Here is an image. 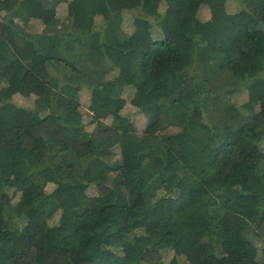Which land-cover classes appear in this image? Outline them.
<instances>
[{
  "label": "trees",
  "instance_id": "1",
  "mask_svg": "<svg viewBox=\"0 0 264 264\" xmlns=\"http://www.w3.org/2000/svg\"><path fill=\"white\" fill-rule=\"evenodd\" d=\"M210 1L0 0V264H264V0Z\"/></svg>",
  "mask_w": 264,
  "mask_h": 264
},
{
  "label": "rangeland",
  "instance_id": "2",
  "mask_svg": "<svg viewBox=\"0 0 264 264\" xmlns=\"http://www.w3.org/2000/svg\"><path fill=\"white\" fill-rule=\"evenodd\" d=\"M243 2L242 0H211L209 4H206L204 6L201 7L200 12L198 11V20L199 22H205L207 20L208 23L211 24L210 22V14L214 9H225V8H230L231 10L236 9L238 6H242ZM12 8V7H10ZM33 29H38V31L41 29V27L36 24L34 25ZM33 29L31 30L33 32ZM118 72L115 71V73L113 72L111 75L112 77L115 76L119 77L120 75H117ZM117 75V76H116ZM122 77H125L122 75ZM131 94L128 95V98L130 97ZM133 96V95H132ZM145 98H148V96H144ZM132 97H130L129 99H131ZM150 98V96H149ZM89 100H90V94H83L82 97V108L83 110H86L89 104ZM147 100V99H146ZM142 103V99H137V104L136 101L133 103L134 105H130L129 106V110L130 111H137L138 110V106L139 104ZM138 105V106H136ZM105 121H110L111 117L109 116H105ZM146 127V117H143L140 114H132L131 117H129L128 120L123 121L120 123V128L122 129H127L130 131H137V132H142L143 129ZM88 130H91L93 128V125H88L86 127ZM253 197L252 196H244L243 201L245 202H249V203H254L255 201H253ZM158 212L157 210L154 212L156 213ZM42 228H40L37 233L39 235V233H41ZM198 262H200L201 264H204L206 262H208L209 259H207V256L204 258H196Z\"/></svg>",
  "mask_w": 264,
  "mask_h": 264
},
{
  "label": "water",
  "instance_id": "3",
  "mask_svg": "<svg viewBox=\"0 0 264 264\" xmlns=\"http://www.w3.org/2000/svg\"><path fill=\"white\" fill-rule=\"evenodd\" d=\"M110 112H111V111L106 110V111L102 112L100 115H101L102 117H105V116H107Z\"/></svg>",
  "mask_w": 264,
  "mask_h": 264
}]
</instances>
